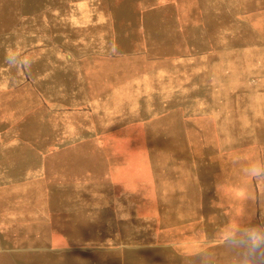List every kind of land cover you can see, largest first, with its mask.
Wrapping results in <instances>:
<instances>
[{
	"label": "rangeland",
	"instance_id": "obj_1",
	"mask_svg": "<svg viewBox=\"0 0 264 264\" xmlns=\"http://www.w3.org/2000/svg\"><path fill=\"white\" fill-rule=\"evenodd\" d=\"M255 162L264 0H0V264H264Z\"/></svg>",
	"mask_w": 264,
	"mask_h": 264
},
{
	"label": "clouds",
	"instance_id": "obj_2",
	"mask_svg": "<svg viewBox=\"0 0 264 264\" xmlns=\"http://www.w3.org/2000/svg\"><path fill=\"white\" fill-rule=\"evenodd\" d=\"M7 59H8V62L10 64H14L16 61H20L19 65L21 67H24L27 65V61L20 60V58L15 56V55H9L7 57ZM245 173L247 176H249V177H251L257 181L264 182V162H255V163L249 165L245 169ZM249 238L254 243L264 241V235H261L259 233H252V234H250Z\"/></svg>",
	"mask_w": 264,
	"mask_h": 264
},
{
	"label": "crops",
	"instance_id": "obj_3",
	"mask_svg": "<svg viewBox=\"0 0 264 264\" xmlns=\"http://www.w3.org/2000/svg\"><path fill=\"white\" fill-rule=\"evenodd\" d=\"M153 3V4H152ZM151 4H146L144 7L145 11H149V10H154L159 8V6L157 5V3L154 1ZM191 55L188 54H171V55H161V57H167V58H179V57H189ZM26 226H32L34 225L33 222L32 223H26Z\"/></svg>",
	"mask_w": 264,
	"mask_h": 264
}]
</instances>
